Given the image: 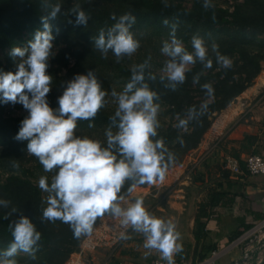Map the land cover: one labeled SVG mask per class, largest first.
<instances>
[{"label":"clouds","instance_id":"obj_1","mask_svg":"<svg viewBox=\"0 0 264 264\" xmlns=\"http://www.w3.org/2000/svg\"><path fill=\"white\" fill-rule=\"evenodd\" d=\"M203 7L213 8L214 4L212 0H204ZM60 12L59 4L52 6L41 17L42 30L35 32L34 39L26 47L11 49L10 55L17 61L16 70L0 72V102L21 104L28 112L15 138L28 142L27 152L38 158L45 173L55 170L51 182L47 175H42L38 181L40 190L47 194L42 219L68 224L76 238L90 235L98 219L105 216L118 219L124 229L119 234L121 240L131 238L127 234L131 229L143 235L144 248L160 253L166 264H175L174 256L183 251L176 224L171 219L151 214L142 197L125 206V197L120 195L127 180L134 181L129 193L136 191L138 185L164 181L170 165L175 162V154L165 147L164 141L152 139L160 127V105L156 103L158 93L146 82L148 62L134 65L131 79L123 90L111 93L117 103L112 120L118 131L114 134L111 128L107 130V147H102L99 140L76 136L77 122L93 119L105 106L108 93L102 90L96 73L88 71L68 82L58 98V108L50 106L47 97L53 77L48 72V61L54 39L51 21ZM72 13L76 16V25L87 26L91 17L79 5L72 8ZM111 19L115 23L107 30L100 29L95 47L104 58L111 51L120 62L132 57L141 47L132 31L136 18L125 13L118 18L112 14ZM164 23L167 25L168 20ZM175 32L173 26L170 41H165L161 48L169 58L163 69L166 75L161 80L166 79V87L171 90L175 91L185 82L186 74L198 62L204 69H211L213 56L222 68L232 66L230 58L219 52L215 42L208 45L202 36L193 35L190 51ZM149 79L155 76L149 74ZM199 79L196 76L193 83H199ZM201 88L207 97L214 96L211 83H204ZM208 107L207 101L201 102L199 107L193 105L188 109L187 118L180 119L176 127L187 129L192 120L207 113ZM180 142L183 144L182 138ZM10 204L9 200L0 199V207L7 209ZM11 211L17 209L13 207ZM8 215L10 213H6V217ZM9 228L13 240L0 252V264H17L15 257L20 253L35 258L41 232L31 217L20 215Z\"/></svg>","mask_w":264,"mask_h":264},{"label":"trees","instance_id":"obj_2","mask_svg":"<svg viewBox=\"0 0 264 264\" xmlns=\"http://www.w3.org/2000/svg\"><path fill=\"white\" fill-rule=\"evenodd\" d=\"M79 1L83 2L79 6L91 17L87 26L76 25V16L72 10L66 14L59 13L57 18L51 21L53 35L58 34L67 43V48L63 50L66 55L65 59L69 56L75 59L76 66L72 69L70 80L77 74L94 71L99 57L96 48L93 47L95 39L100 29L107 30L115 23L111 19L112 14L118 18L125 13H131L136 18L132 31L147 30L157 37L166 33L170 34L175 26L177 38L182 39L188 49H191L192 36L198 34L208 45L215 42L219 52L232 61V66L228 69L216 64L214 56L211 69H204L198 62L186 74L185 82L175 91L166 87L168 83L166 79L161 80V77L165 75L156 73L148 67L145 69L146 82L159 96L156 103L167 104L171 115L175 116L174 124L169 123L157 129V134L152 139L153 141L163 140L165 147L175 154V162L201 144L215 116L250 87L262 70L264 0L236 1L232 9L228 6L217 5L215 3L217 0H212L214 7L209 9L203 7L204 0H190V6L182 5L181 2L174 0H109L111 3H105L107 6L102 8L86 4V2L98 0ZM43 4L44 0H0V49L14 48L21 43L25 33L28 34L29 41L34 39L35 32L42 30L41 17L48 13L42 9ZM165 20H168L167 25L164 23ZM65 64L66 62L63 63ZM133 66L115 64L117 73L127 83L131 79ZM0 70L15 71L16 66L0 62ZM149 74L154 75L155 79H149ZM196 76L200 77L199 83H193ZM68 82L58 77L52 80L53 85L64 89ZM204 83H211L215 89V94L211 98L207 97L201 88ZM196 95L201 98L196 99ZM204 101H207L209 105L204 116L192 120L187 129L182 130L176 127L180 119L187 118L190 107L193 105L199 107ZM9 104L0 102V148L2 149L0 150V164L1 167L10 171L13 168L12 165L16 163L15 159H20L27 151L28 142L15 138L21 121L25 117H7L5 109ZM53 106L58 108L57 104ZM114 114L103 107L93 119L79 120L77 126H107L118 129L112 120ZM181 138L183 144L180 142ZM255 143L256 136L244 134L239 144L240 151L232 153L238 159L241 168H243V161L239 153L242 151L253 153L250 148ZM224 178L228 179V173L224 174ZM133 183V180H127L120 195L127 196L128 189ZM228 193L218 184L215 188H209L206 198L196 204L193 214V243H182L183 251L174 256L175 264L189 262L186 261L189 257L191 261L205 258L216 248L214 243L206 245L209 243L207 222L213 208L225 201ZM233 196L231 195V199ZM0 199L11 202L7 209L0 207V252L7 249L12 242L13 237L9 224L17 220L20 215L31 217L37 230L41 232L35 258L20 253L15 257L17 264H65L70 256L79 250L86 235L76 238L68 224L59 220L55 222L43 220V209L47 207V204L43 200L40 188L28 177L9 174L4 181L0 182ZM13 207L17 209L16 212L11 211ZM6 213L10 215L6 217ZM250 227L251 224L240 225L230 232L227 240H233Z\"/></svg>","mask_w":264,"mask_h":264},{"label":"rangeland","instance_id":"obj_3","mask_svg":"<svg viewBox=\"0 0 264 264\" xmlns=\"http://www.w3.org/2000/svg\"><path fill=\"white\" fill-rule=\"evenodd\" d=\"M174 1L181 2L182 5H186V6H190L191 4L190 0H174ZM236 1L241 2L242 0H217L215 1V3L219 6H223V7L228 6L230 9H232V6ZM107 2L110 1L109 0H98L93 2L89 1L86 2V4L94 5L96 7L102 8L104 6H107V4H105ZM82 3L83 2L79 0H44L42 9L49 12L52 6L59 4L61 6L60 13L66 14L67 12H70V10H72V8L75 5H82ZM45 4H47L48 7H45L44 6ZM133 32L135 36L140 40L141 47L132 57H125L122 60H120V62H117L116 58L113 56L111 51H109L107 58H104L101 55V53L96 49V52L99 55V57L97 59V65H95L94 72L96 73L98 80L101 82L102 90L108 93V95L105 97L106 103L104 107L107 110L111 111L112 113H115L117 108L116 100L111 95L112 91L115 90L117 92H120L127 84V82L123 79V77H121L117 73L115 64L118 63L128 66H133L147 61L148 68L152 69L156 73L166 75L163 69H164V65L166 64L169 58L161 52V48L165 41H170L171 39L170 34L166 33L163 34V36L157 37L151 35V33H149V31L147 30H136ZM27 37L28 34L25 33L23 35V40L21 41V43L16 46L26 47L29 42ZM53 37H54L52 41L53 48H52V55H50L48 61L49 63L48 72L49 74L52 75L53 78L58 77L70 81V79L72 78V69H75L76 66L75 59L73 56H69L68 58L65 59L66 55L64 54L63 51L65 48H67V43L65 39L60 37L58 34H54ZM189 50L191 51V49ZM10 51L11 49L9 48L0 49V62H2V64L5 65L9 63L12 66H16L17 61L15 58H13L10 55ZM65 62L66 64L63 65V63ZM0 72H5V71L0 70ZM257 81L258 82L262 81V82L259 83L260 85L256 93H254L250 99L251 103L248 105V107L251 108L248 112H251L252 113L251 115L253 117L256 116L257 120H254L255 126L257 127V129H259L262 132L261 135L262 144L257 146H264V125L262 123V120L264 118V60L262 61V70L254 79L253 84L256 83ZM63 91L64 88H59L52 84L51 91L49 92L47 98L49 100L50 106H52L54 109L57 107H54L53 105L54 104L58 105V98L62 95ZM198 98L200 99L201 96L196 95V99ZM237 104L241 106L242 109L245 106L244 104L242 105L239 103ZM159 105H160V110L158 114V120L160 122L159 128L165 127L169 123L174 124L175 116L173 117L171 115L168 109L169 108L168 105L165 103H159ZM242 109H240L238 113L243 111ZM5 115L10 118L26 117L28 115V112L23 108L21 104L10 103L5 109ZM108 129L109 127L107 126H97V127L77 126L75 130V135L81 138L89 137L92 139L99 140L101 142V146L106 147L107 146L106 132ZM111 130L113 131L114 134L115 132L118 131V129L116 128H111ZM212 147L213 146H211V148ZM207 149L208 147H206V149H204V151L202 152L199 153L190 152L189 154L187 153L186 155L182 156L178 161L170 165L164 181L162 182L158 181L156 184L153 185L137 186L136 191H133L132 193H129L127 196H125V206L127 205V203L134 202L135 198L142 197L144 200L145 207L149 210L151 214L164 219H171L176 224V230L181 234V239L179 241L180 243L187 244L188 242H192L193 225L192 226L190 225V219L193 216L192 209L195 206L194 197H196L198 193H200L199 191H205V190L207 191L208 188H215L217 187L218 184H220L217 182L218 177L215 176V174L211 175L210 171L207 172V174L205 175L203 174V176L199 175V172H201V169H199V167L202 168L201 163L202 160L205 158ZM0 150L2 149L0 148ZM261 152L262 151H260V154L264 156V153ZM255 153H258V151ZM15 162H16L15 164H17L18 167H14L13 164L12 165L13 168L10 171L8 169L1 167L2 165L0 164V182L4 181L9 174H18V175L26 176L37 186H38L39 178L42 175H47L49 177V182L51 181L54 171L52 173H45L43 166L39 162L38 158L29 154L27 151H25V153L22 155L20 159H15ZM215 169L216 171L222 173L223 168L221 167V165L215 166ZM242 170L246 172L244 168ZM187 175L189 178V179L186 178L188 180L187 185L186 183L185 185H181L179 181H181L183 176H187ZM200 177L201 179H203L201 183L199 182V180H197ZM223 185H221L222 188H224ZM180 187L182 189L181 192L185 193L186 203L183 204V209L181 211L182 213L178 214V211L175 208L170 207L167 202L170 199L169 197L170 193L176 189H179ZM41 193L43 196V200L46 201L47 194L43 193L42 191ZM171 198H173V196H171ZM161 208L164 211L161 210ZM169 210L170 213H168ZM259 221L260 220H256L251 224L250 229L247 230V232L249 231L247 239H245L244 242L246 243V246L251 248L254 258L256 257L257 259V255H261L262 259L264 260V228L258 229L256 225L258 224ZM96 226H98V228L94 231L93 235H90L88 238L96 239L97 234L101 230H104V234L101 237V242H103L102 246L101 244H99V246L101 247H97L98 249L96 250V253L98 255L97 264H108L106 263L107 259H109V256L111 257L114 254H116L118 250L122 249L121 244L123 243L130 244L131 242L135 243L136 248H141L139 251H137V256H136L137 262L141 264H146L151 258L155 257V250L150 251L144 248V237L142 234L134 233L131 231V229H128L127 234L131 238L127 240H121L119 238L120 232L124 231V229L120 227L118 219L105 216L103 219L99 220ZM95 227L93 228V230L95 229ZM231 231L232 228L227 230H220L219 232L220 235L217 236V239L219 240L221 238H224V242L221 244V246L216 245L217 249L227 248L226 246H228V244H230L231 242L227 240V236L230 234ZM87 236L88 235H86L83 238L78 251H80L83 241L85 242V247L87 249L89 248L87 247V245H90L92 247V245L89 244L88 240H85ZM208 242L209 243H206V245L213 243L212 241H209V239ZM241 250H242L241 247L240 248L234 247L228 254L223 256L218 261L219 264H229V262L232 259L240 258V256L242 255ZM73 254L70 257H72ZM89 256L91 257V255ZM186 261H191V258L190 257L188 259L186 258ZM250 262L254 264V261L251 260Z\"/></svg>","mask_w":264,"mask_h":264},{"label":"crops","instance_id":"obj_4","mask_svg":"<svg viewBox=\"0 0 264 264\" xmlns=\"http://www.w3.org/2000/svg\"><path fill=\"white\" fill-rule=\"evenodd\" d=\"M262 82V81H261ZM256 82L246 90H244L239 96L236 97L235 101L230 103L225 109L219 112L214 121L211 124V127L204 134L201 144L194 149L192 152H202L206 147L205 158L202 160V168L199 175L207 174L210 171V174H215L218 177L217 182L223 185L224 189L229 192L228 198L225 201H222L213 208L212 214L209 217L207 222V230L209 231L208 239L216 245L221 246L224 242V238L217 239V236L220 235V230L231 229L232 231L237 227H240L242 224H252L256 220H260L264 216V177L263 176H249L243 170L239 173H231L230 171L224 169V160L226 157H233V152H239V144L244 134H252L256 136V143L251 146V152H257L256 154L264 153V146H257L262 144L261 135L262 132L257 129L255 126V121L257 120L256 116H252L251 112H248L251 107L248 105L251 103L250 99L254 93H256L259 83ZM239 104H244L242 109ZM248 107V108H247ZM242 109L240 113L238 111ZM247 112V113H246ZM243 113V114H242ZM263 139V136H262ZM210 145V146H207ZM211 146H213L211 148ZM248 154L247 152H240V159L243 160L244 157ZM263 156V155H262ZM237 159V158H236ZM223 164V165H222ZM221 165L223 168L222 173L216 171L215 166ZM228 173V179L224 178V174ZM263 177V178H262ZM187 176H183L180 184L187 185L188 180ZM189 179V178H188ZM201 183L203 179L198 178ZM202 187V186H200ZM209 189V188H208ZM207 189V190H208ZM234 189V190H232ZM181 187L174 190L170 193L168 204L170 207L175 208L178 211V214H181L183 209V204H185V193L181 192ZM198 195L195 198V206L192 209V215L195 211L196 204L206 198L207 191H199ZM234 194V196H233ZM231 195L233 198L231 199ZM173 196V198H171ZM172 209V208H171ZM161 210H163L161 208ZM164 211V210H163ZM175 211V210H174ZM170 213V210L168 211ZM190 225H193V216L190 219ZM234 226V227H233ZM90 235H93L94 231ZM88 235L87 238L90 236ZM193 243V240H192ZM121 250H118L113 256H109L107 259L108 264H136L139 263L136 260L137 251L141 248H136L134 242L130 244L123 243L121 244ZM102 246V244H101ZM85 247V242L83 241L80 251L73 254L72 257L65 264H97V247ZM95 253V254H94ZM91 255V257L89 256ZM155 257H160V253L155 251Z\"/></svg>","mask_w":264,"mask_h":264},{"label":"built area","instance_id":"obj_5","mask_svg":"<svg viewBox=\"0 0 264 264\" xmlns=\"http://www.w3.org/2000/svg\"><path fill=\"white\" fill-rule=\"evenodd\" d=\"M262 123L264 125V118L262 120ZM242 161L243 168L249 176H264V156L256 153H248ZM243 168L240 167L239 161L236 158L228 156L224 160V169L230 171L231 173H239ZM256 226L258 227V229L264 228V216L260 219ZM247 230L244 231L242 235L240 234L239 236L231 240L230 244L226 246L227 248H216L212 250L205 258L196 259L194 261H189L183 264H219L218 261L223 256L228 254L234 247H241L242 255L240 256V258L232 259L229 264H252V262H250L251 260L254 261V264H264V260L262 259L261 255H257V259L256 257L254 258L251 248L246 246L244 240L247 239L249 233V231L247 232ZM103 234L104 230H101L97 234L96 239H90L86 237L85 240H88L89 244H91L93 247L99 246V244L103 243L101 242V237L103 236ZM146 264H166V261L162 260L161 257H153Z\"/></svg>","mask_w":264,"mask_h":264}]
</instances>
